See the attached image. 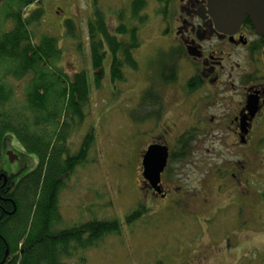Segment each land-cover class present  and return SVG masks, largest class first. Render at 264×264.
<instances>
[{
    "label": "rangeland",
    "instance_id": "1",
    "mask_svg": "<svg viewBox=\"0 0 264 264\" xmlns=\"http://www.w3.org/2000/svg\"><path fill=\"white\" fill-rule=\"evenodd\" d=\"M2 1L0 0V3ZM97 2L105 12L110 13V10L114 11L116 7L117 9L127 7L131 0H97ZM38 3L41 1L38 0L35 4L28 6L27 12L37 7ZM41 5L44 9V16L40 21L29 26L31 40L38 44L44 35L57 36L60 55L58 61L52 65V69H61L66 75V82L73 79L76 72L82 71L86 73L88 80L89 99L83 108L84 120L81 122H78V119L77 121L70 120L67 130L66 143L68 149L70 148L69 152L74 154L79 151L88 132L94 130L96 134L95 142L87 151L85 162L74 168V172L66 178L63 189L59 193L61 226H72L91 216H97L100 219L116 218L122 223L120 234L106 236L97 247L92 250L79 251L67 259L66 263L160 264L158 258L168 264L181 262L189 253L182 251L184 253H177L173 257L172 251L185 243L191 245V238L193 240L198 235V241H194L192 246L206 242L208 237L204 234V230L201 234V228L188 229L192 233L186 237L184 231L177 228L178 226H170L167 223L164 225L163 220L157 217L154 221L153 218H143V221L139 220L132 227L125 224L126 215L130 214L139 203L138 158L141 140L138 136L139 123L136 121L140 88L148 77L157 78L158 75L161 77L158 54L170 50L167 39L162 35L163 22L157 16L164 11L162 4L158 0H147L145 12L149 15L148 20L141 28V46L134 51L138 67L132 70L124 68L125 79L118 82H112L110 79L109 57L104 60L101 68H94L92 65L88 49L87 20L93 11L94 0H42ZM67 18L74 19L78 26L79 40L66 36L64 22ZM107 19H109L110 26L114 28L118 22L117 16H107ZM0 21L1 28L5 30L13 25V22L8 19ZM79 44L82 46L81 49L78 48ZM169 64L171 62L167 65ZM175 66L177 78H185L183 61H178ZM9 67L10 64L0 61V86H4L6 91H13L12 99L2 108L0 106V112L9 116L16 115L15 117L20 115L21 119L25 120L28 118L32 126L37 129L34 121L40 117L44 118L46 112L38 110L36 115L27 110V93L32 90L33 81L36 80L39 83L41 80L35 78L33 73L20 79L15 78L12 74H6ZM97 76H100L99 85ZM66 118L72 119L70 115H66ZM38 128V131L44 132L45 130L49 136L55 137L56 128L54 126L43 123ZM259 135L261 137L260 148L264 155V127H261ZM206 137L208 138L206 145L198 150V157L203 154L210 162L219 160L230 162L234 159L235 152L219 143L220 139H226V133H207ZM10 150L15 153L21 152L22 158L15 161L13 157L15 162H11L8 154ZM1 153L0 168L8 173L17 172L25 166L22 173L25 174L32 170L39 161L38 156L27 152L15 137L8 138L7 145ZM206 166L207 170L212 169L213 172L203 179V182L209 188H213V184L217 181L214 180L216 177L212 173L217 172L207 162ZM193 167L196 170L202 169L204 172L203 164L199 166L194 164ZM196 170L186 177L189 181L191 180L189 187L194 191L199 189L198 185L203 178V172ZM261 171L259 179L252 181V185L257 189L258 211L249 213L251 216L248 217V229L243 228L241 237L234 238L237 242L245 240V245L240 250L241 256L233 250L229 251L226 242L221 246L223 250H211L218 254L215 256L211 254L212 258L207 261V264H264V203L261 202L260 195L264 191V168L259 170ZM220 188L223 190L224 186ZM227 196L228 193L224 191L212 193L214 206L216 204L226 206L224 212L215 215L216 221L210 223L212 226L218 225L220 231L218 234L226 232L233 220L227 206ZM248 208L254 209V204L248 203ZM220 218L222 220L219 222ZM193 219L204 222L203 217L195 218L194 216ZM168 226L171 230L166 229ZM204 227L207 231L208 226ZM201 237H205V241L200 242ZM165 253H167L166 256ZM190 255L193 260L196 258V255Z\"/></svg>",
    "mask_w": 264,
    "mask_h": 264
},
{
    "label": "flooded vegetation",
    "instance_id": "2",
    "mask_svg": "<svg viewBox=\"0 0 264 264\" xmlns=\"http://www.w3.org/2000/svg\"><path fill=\"white\" fill-rule=\"evenodd\" d=\"M141 15H146L145 8ZM157 16L163 22L161 31L168 48L183 53L180 61L184 63L186 77H148L140 88L139 203L133 212L138 211V221L146 217L154 221L157 217L164 225L178 226L186 237L192 233L188 229L201 228V234L204 230L208 237L204 244L192 246L199 235L193 240L190 237L192 244L175 248L172 255L189 253L176 264H207L211 254H218L211 250H223L221 246L226 242L229 251L240 254L245 240L237 242L234 238L241 237L243 228L248 229L249 213L255 212V207L257 210L252 203H257V189L252 181L259 179V170L264 168L259 135L264 127V33L257 31L249 15L240 24L218 21L209 11L208 0H166V11ZM143 24L139 19L133 20L132 30L140 35ZM207 133H226V139L219 143L235 152L234 159L210 162L203 154L198 157V150L206 145ZM152 145L166 147L168 151L157 188L145 177V155ZM21 158L19 154L18 159ZM206 162L217 172L212 173L217 181L213 188L203 182L213 172L206 169ZM194 164H203L204 170L197 169L203 172L197 191L189 187L191 180L186 178L196 170ZM2 170L5 175L1 177L7 182L12 174ZM222 191L228 193L227 206L233 220L226 232L218 234V225L210 223L226 206H214L212 193ZM248 203L254 204V209H249ZM194 216L203 217L204 222L195 221ZM200 239L205 241V237ZM190 254L196 258L193 260Z\"/></svg>",
    "mask_w": 264,
    "mask_h": 264
},
{
    "label": "trees",
    "instance_id": "3",
    "mask_svg": "<svg viewBox=\"0 0 264 264\" xmlns=\"http://www.w3.org/2000/svg\"><path fill=\"white\" fill-rule=\"evenodd\" d=\"M37 1L3 0L0 3V20L13 22L8 30L0 26V61L10 64L6 74L15 78L20 79L30 73L40 78L41 82L35 80L31 83L26 109L36 115L38 110L46 112L44 118L34 121L37 129L28 118L25 120L20 115L15 117L0 112V161L9 137L17 138L27 152L39 158L32 170L22 174L24 166L18 173L7 177V182L1 177L3 170L0 168V264H67L66 260L79 251L92 250L106 236L120 234L122 227L119 219H100L97 216L72 226H61L59 193L74 168L85 162L96 134L91 130L84 137L79 151L69 152L67 130L70 120H84L83 108L89 99L88 80L82 71L76 72L73 79L66 82L61 69H52L60 55L57 36L44 35L38 44L31 40L29 26L44 16L42 0L27 12L28 6ZM158 1L166 11V0ZM146 6L147 0H131L127 7H116L107 13L94 0L93 11L87 20L89 54L94 68H101L104 60L110 58L112 82L124 80L125 69L138 67L134 49L140 46L141 37L132 30V21L139 19L143 23L148 20L147 14L141 15ZM107 16H117L114 28ZM64 24L66 36L79 40V28L74 19L67 18ZM81 47L79 44L78 48ZM158 55L160 75L174 78L175 65L183 53L170 49ZM169 62L171 64L167 65ZM99 83L100 76H97ZM12 95V90L6 91L4 86H0L1 108L12 99ZM66 115L72 119H65ZM136 122H139L138 112ZM43 123L56 128L54 138L45 130L38 131V126ZM138 136L141 140L140 130ZM260 195L264 203V191ZM252 203L257 205L255 200ZM125 221L132 227L138 221V211L128 214Z\"/></svg>",
    "mask_w": 264,
    "mask_h": 264
},
{
    "label": "water",
    "instance_id": "4",
    "mask_svg": "<svg viewBox=\"0 0 264 264\" xmlns=\"http://www.w3.org/2000/svg\"><path fill=\"white\" fill-rule=\"evenodd\" d=\"M208 7L215 18L223 23L240 24L245 15H249L259 33H264V0H208ZM11 162L13 152H8ZM166 147L152 145L144 160L145 177L154 188L160 181V175L167 161Z\"/></svg>",
    "mask_w": 264,
    "mask_h": 264
}]
</instances>
